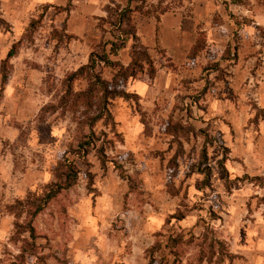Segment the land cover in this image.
I'll list each match as a JSON object with an SVG mask.
<instances>
[{"label": "rangeland", "instance_id": "obj_1", "mask_svg": "<svg viewBox=\"0 0 264 264\" xmlns=\"http://www.w3.org/2000/svg\"><path fill=\"white\" fill-rule=\"evenodd\" d=\"M122 1L107 6L123 8ZM217 1L220 10L211 1L208 15L195 20L196 0L135 2L157 16L179 11L166 24L195 29L199 51L186 48L191 36L183 33L184 44L173 45L169 56L161 32L153 42L143 29L153 79L142 72L111 84L118 94L108 92L110 114L92 130L86 118L96 105L90 111L79 96L91 80L86 73L69 78L82 67L84 53L83 39L74 42L77 37L66 32L69 6L35 5L14 39L26 60L9 63L8 88L0 94L4 134L15 133L3 140L0 155L12 159L17 177L27 183L23 198L3 204V211L17 200L34 205L16 206L17 216L9 212L13 223L0 242V264H149L148 250L158 242L156 264L173 261L171 251L179 255L178 264H264V171L255 170L264 165V143L258 140L264 112L249 92L241 103L231 86L238 16L235 7L229 10L234 0ZM135 15L139 21L140 13ZM102 19L85 37L94 41L92 52L115 40V28ZM12 28L0 19V29L13 33ZM172 36L164 38L170 43ZM130 49L129 42L113 58L127 66ZM97 72L112 82L118 70L103 66ZM238 84L243 89L247 81ZM245 108L250 118L242 124ZM248 134L250 146L242 139ZM69 168L77 173L72 187L45 201L46 187ZM38 205L44 207L33 220L31 238L25 225ZM181 237L180 245L169 247L170 239ZM214 239L225 247L216 245L213 254Z\"/></svg>", "mask_w": 264, "mask_h": 264}, {"label": "crops", "instance_id": "obj_2", "mask_svg": "<svg viewBox=\"0 0 264 264\" xmlns=\"http://www.w3.org/2000/svg\"><path fill=\"white\" fill-rule=\"evenodd\" d=\"M140 0H133L131 2V7L135 8V2ZM146 3L155 2V0H143ZM211 1L217 3L218 9L220 8V2H215V0H196L193 9V20L200 19L208 15L207 13L211 10ZM122 5L125 7L128 4V0L122 1ZM110 3V0H0V19L2 22L6 23V20L12 25L13 33L5 29H0V66L2 69L3 61L7 58L8 52L15 43V38L19 33V26H27L28 22L32 15H30L32 9L37 4H55L57 6L66 7L69 6L67 10V20H66V32L76 36L77 40L74 42H82V52L79 57L80 65L84 66L88 64L90 55L93 51L92 38H85L90 31L97 30V21L99 18H104L106 15V6ZM238 3V4H237ZM229 10H232V7H235L233 13L238 17L234 20L235 30L237 33L238 41L237 47L233 48L235 56L232 61V70L233 76L231 77L232 83L231 86L234 88L235 94H238L240 97V102L242 103L244 98H246L247 92L254 96L255 100L258 103V106L264 112V53L258 51V48L262 47L264 52V0H234L233 4H229ZM225 9V7H224ZM220 10V9H219ZM139 12L140 17L139 21L136 20L135 26L137 35L139 36L141 42H148L144 30L148 29L149 33L153 35V42L156 41L157 33L160 34V42L163 45L164 50L169 56H172L171 52L173 45L176 49L182 47L184 41L182 40L183 33H189L191 36L190 43L186 48L191 49L196 40V30L195 29H184L183 25L178 24L177 27L168 26L166 24V18L177 17L180 14L179 11L176 12H166L164 14H146L140 11H135V14ZM158 17V19L156 18ZM191 19V17H189ZM246 18L245 22L240 23L239 21ZM239 20V21H238ZM168 32V33H167ZM262 32V34H260ZM166 34H173L170 43L166 40ZM147 36L149 34L147 33ZM12 40V41H11ZM14 40V41H13ZM132 43L131 41H129ZM128 42V43H129ZM183 42V43H182ZM81 44V43H80ZM144 44V43H143ZM113 60L115 58L112 57ZM21 60L24 62L26 57H24L23 48L20 47V51L10 59L9 63H14ZM173 61H175L173 59ZM20 63V62H19ZM254 68V70H253ZM15 76V75H14ZM1 91L2 94L8 86V79L5 84L2 82V72H1ZM245 79L247 84L242 89L238 82ZM12 82L14 77H12ZM12 88V87H11ZM12 96L15 97L14 93ZM233 104V109L236 108L235 103ZM243 107V106H242ZM0 105V111H1ZM245 111L242 113L241 123L245 124L250 118V109L245 108ZM232 113V112H231ZM3 124L0 122V146L3 145V140L11 139L15 136V133H12V137L8 136L3 130ZM236 131L237 128L233 127ZM258 128L260 129V134H258V140L260 143H264V123L262 120H259ZM251 131V127L250 130ZM248 137H242V139L247 138L248 146H250L251 136L248 134ZM228 137V134H225V138ZM237 141L241 139L240 134L237 136ZM13 140V139H12ZM246 140V139H245ZM1 151V150H0ZM264 166V165H263ZM258 166L255 168L257 172H263L264 167ZM25 180L27 179V174L25 173ZM26 182L23 179L17 177V172L14 170V163L9 156L0 155V242L6 240L7 233L12 228L13 223V214L9 212H4L3 204L10 203V201L23 198L26 193ZM24 185V187H22ZM24 192V193H23Z\"/></svg>", "mask_w": 264, "mask_h": 264}, {"label": "trees", "instance_id": "obj_3", "mask_svg": "<svg viewBox=\"0 0 264 264\" xmlns=\"http://www.w3.org/2000/svg\"><path fill=\"white\" fill-rule=\"evenodd\" d=\"M133 0H128V4L125 7L117 6V10H114L112 7L107 6L106 12L108 13V18L102 19L103 21H107L108 24L111 25V27L115 28L112 32L113 38L116 40H109L103 42L100 52L94 51L91 53L88 64L80 67L76 72H74L72 75L69 76L71 80L77 79L80 74H87L91 80V85L81 91L79 96L86 97V105H88V108L90 111L94 108L93 105H96L93 115H88L86 120L87 124L90 125V128L92 130V127L94 126L97 121L101 120L105 115H109L110 111L108 110L106 103L108 101L109 93L115 94L118 92L111 89V84L116 83V86L119 84L117 82L118 80H125L128 81L129 79H132L134 77H137L139 73L146 72L150 79H153L155 75V64L154 60L149 52V49L141 42L139 36L137 35L136 26L134 23V12L140 11L142 12L141 7H131V2ZM139 2L145 3V1L140 0ZM148 14V13H146ZM114 19L112 20L113 17ZM158 19V17H156ZM101 25L99 24V27L101 28ZM102 29V28H101ZM131 41V49H130V63L125 66L121 64L119 61L113 60V56H117L118 52L128 44V42ZM196 46L192 47L191 53H196L199 50H195ZM17 52V44H14L10 51L8 52L7 58L3 61L2 64V82L3 84L6 83L8 78V65L10 59L16 54ZM103 66H111L112 68L118 70L117 74L114 75V79L112 82H108L104 80L100 74H98L97 69ZM3 88H1V91ZM112 90V91H111ZM122 90V89H120ZM114 91V92H113ZM118 91V90H117ZM123 94L125 92L121 91ZM99 93L101 94L99 96ZM98 96V101L96 103L92 102V97ZM89 118V119H88ZM94 135V133H92ZM77 173L72 171L71 168H69V172L62 173L61 175H56L57 182L49 185L46 187L48 189L45 201H50L55 198L63 191L67 190L70 187H72L73 182L71 181L76 177ZM70 180V181H69ZM22 205H34V203L29 199H26L25 201L17 200L15 204L7 205L6 209L11 213H15L14 209L16 206H22ZM43 205H38L29 215L30 220L25 225V232H28L31 238H35V227L33 226V220L34 218L42 211ZM184 218V216H181L179 219ZM19 226H21L20 223H16ZM205 235L203 236L204 239ZM182 237L180 239L173 238L170 239V242H172V245H169V247L172 246H178L181 243H179ZM169 242V243H170ZM220 246L219 248H224L225 245L222 241L219 239H214V242L209 245L210 250L212 253H216L217 251L214 249L215 246ZM161 244L158 242L157 245L153 246L151 249L148 250V256H149V264H156L155 258L153 256V251L156 250L157 247H160ZM170 254H175V259L173 261L167 260L165 264H178L179 263V255L177 253H173L171 251Z\"/></svg>", "mask_w": 264, "mask_h": 264}]
</instances>
